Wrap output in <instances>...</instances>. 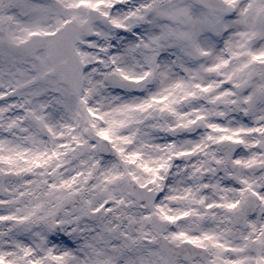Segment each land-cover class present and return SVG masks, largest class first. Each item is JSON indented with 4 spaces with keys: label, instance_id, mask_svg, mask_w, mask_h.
Returning <instances> with one entry per match:
<instances>
[{
    "label": "snow or ice",
    "instance_id": "6c2138e0",
    "mask_svg": "<svg viewBox=\"0 0 264 264\" xmlns=\"http://www.w3.org/2000/svg\"><path fill=\"white\" fill-rule=\"evenodd\" d=\"M0 264H264V0H0Z\"/></svg>",
    "mask_w": 264,
    "mask_h": 264
}]
</instances>
